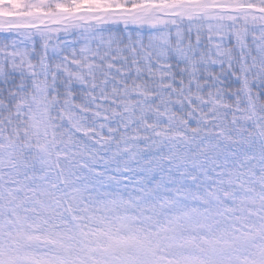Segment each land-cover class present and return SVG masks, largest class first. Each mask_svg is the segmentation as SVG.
Wrapping results in <instances>:
<instances>
[{
	"label": "snow or ice",
	"instance_id": "snow-or-ice-1",
	"mask_svg": "<svg viewBox=\"0 0 264 264\" xmlns=\"http://www.w3.org/2000/svg\"><path fill=\"white\" fill-rule=\"evenodd\" d=\"M0 264H264V0H0Z\"/></svg>",
	"mask_w": 264,
	"mask_h": 264
}]
</instances>
